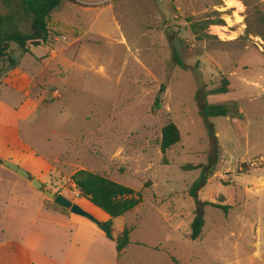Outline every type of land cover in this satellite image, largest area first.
<instances>
[{"label":"rangeland","instance_id":"374dc122","mask_svg":"<svg viewBox=\"0 0 264 264\" xmlns=\"http://www.w3.org/2000/svg\"><path fill=\"white\" fill-rule=\"evenodd\" d=\"M6 12L0 0V13ZM189 17L225 24L210 26L206 32L212 38L199 42ZM263 19L264 0H65L52 13L55 46L69 51L60 55L62 72L46 86L50 97L41 88L32 95L49 104L32 121L20 123L12 145L19 144L15 154L21 166L46 190L99 219L105 213L83 199L72 181L78 171L142 194V204L115 221L116 234L133 227L131 244L116 264H264ZM79 29L84 33L76 34ZM21 52L14 45L11 55L25 70L34 69ZM174 53L187 70L173 62ZM56 64L49 68L56 70ZM7 68L5 62L0 73ZM224 79L235 91L209 96L207 102L238 106L228 118L209 121L217 146L200 116L197 95L219 88ZM10 97L15 104L23 100ZM158 97L161 108L154 110ZM169 122L182 139L165 163L160 143ZM32 149L40 155L31 157ZM187 165L200 168L188 171ZM205 173V186L191 194ZM17 181L0 167V264H54L24 246V236L39 230L42 221H36L38 192ZM201 203L230 208L225 213ZM200 212L205 227L192 241L191 225ZM56 230L64 234L49 229L47 243L59 249L64 242L57 241ZM100 246L109 254L108 246Z\"/></svg>","mask_w":264,"mask_h":264},{"label":"trees","instance_id":"16d2710c","mask_svg":"<svg viewBox=\"0 0 264 264\" xmlns=\"http://www.w3.org/2000/svg\"><path fill=\"white\" fill-rule=\"evenodd\" d=\"M64 1L65 0H2L7 12L5 14L0 13V69L1 65L5 62L8 63V68L3 74L0 73V78L8 75L18 68L20 64L19 58H13L11 55V49L14 45L19 47L22 54L26 55L30 54L34 48L47 46L54 42V37H56L57 34L50 28L49 21L52 13L60 7ZM187 21L191 24V31L199 42H205L212 38V35L206 32L210 26H222L225 24L221 19L195 21L194 17H189ZM173 62L185 70L188 69L176 53H174ZM242 71H244V69H242ZM234 91L235 86L233 83L228 79H224L219 88L212 91L203 90L197 95V101L200 105V116L205 121L207 129L214 137V142L217 146L218 141L214 126L211 125L209 121L213 118H228L233 110H237L238 105L237 102L231 106L209 104L207 98L209 96L227 95ZM160 108L161 101L158 97L154 105V110ZM181 139L180 129L175 123L169 122L163 127L160 146L164 154L165 163L168 151L177 146L181 142ZM217 150H219V147ZM0 163H2L1 160ZM199 168L200 166L194 165H187L184 167V169L188 171ZM209 173L212 175L214 172ZM206 180L207 174L205 173V177L201 178L192 186L190 191L191 194L194 195L200 187H204ZM72 181L83 199L109 216V220L106 223L100 224L106 225L107 229L104 231L106 237L116 243L117 252L120 257L124 249L131 244V229L126 227L122 233L115 237L113 222L139 207L143 202L142 194L106 176L86 170H80L75 173L72 176ZM47 204H52L51 208L57 211L60 209L62 213L70 212V210L62 208L54 202L50 203L47 201ZM201 205L213 206L214 208L223 210L225 213H227L230 208L229 206H222L214 203H201ZM204 227V212H200V215L192 222L190 239L192 241L198 240L203 234Z\"/></svg>","mask_w":264,"mask_h":264},{"label":"crops","instance_id":"0c3cea01","mask_svg":"<svg viewBox=\"0 0 264 264\" xmlns=\"http://www.w3.org/2000/svg\"><path fill=\"white\" fill-rule=\"evenodd\" d=\"M78 33L82 34L84 31L79 29L76 34ZM79 39V37L75 36L73 40L78 41ZM58 41L59 39L56 38L50 45L42 46V48L47 49H44L45 51H41L38 54L34 53V50L37 49L34 48L30 54L24 55L21 53L19 55V57L24 60L28 58L27 56H30L31 59H29V62L30 65L35 67L34 69L29 68L25 70L20 63L18 68L0 78V160L2 161L0 167L13 181L18 180L17 182H21V185L26 191L30 188V190L38 192L37 195H34L38 209L36 221L39 223L42 221V224H40L39 230H31L23 238L24 246L31 249V251L37 255L38 260L42 261L41 258L43 257V259L49 258L54 264H105V262L116 264L127 252L130 245L124 249L122 255L119 257L116 243L106 237L105 232L99 225L73 213L68 215L53 208H48L45 197L41 191L34 189L30 181L16 179L18 175L4 166V163L12 162L22 168L25 167L21 166V162L15 154V150H20L19 144L13 146L12 138L20 130L21 122L32 121L35 115L39 113L41 106L46 103L47 105L49 104L46 101L39 103L36 99L32 98V95L38 88H41V90L43 89L46 95H48L47 87H49L52 82H55L53 75L58 71L60 73L62 72L64 64L60 55H67L66 53L69 51V46L66 48H56L55 45ZM13 49L14 46L11 50ZM46 58L50 59L47 60ZM52 61H56L57 63L55 67L56 70L49 68ZM47 68L49 70L48 74L46 73ZM13 94L18 95L23 98V100L19 104H15L11 101L12 97H10ZM49 97L48 95V98ZM32 151H34V153L31 157L36 158L37 155H40L38 151L33 149ZM62 155L63 152H61L58 157H62ZM29 173L35 176V174L31 172ZM22 182L26 183L23 184ZM93 216L100 223H106L109 220V216L107 215L102 219L97 218L95 215ZM116 220H114L113 225ZM126 227L133 229V227ZM53 228H59L64 232V234H60L57 230L54 232L57 236V241L64 242V245L59 249L49 247L47 243V237H49L47 234L49 229L51 230ZM119 234L114 232L115 237ZM99 244L108 246L109 254Z\"/></svg>","mask_w":264,"mask_h":264},{"label":"water","instance_id":"95a60500","mask_svg":"<svg viewBox=\"0 0 264 264\" xmlns=\"http://www.w3.org/2000/svg\"><path fill=\"white\" fill-rule=\"evenodd\" d=\"M4 166L13 171L14 173H16L18 176H20L21 178L30 181L31 185L41 191L43 193V195L45 197H47L49 200L53 201L56 205L68 209L70 210L71 213L84 217L88 220H90L91 222L99 225V227L105 231L107 229L105 224H100V222L88 211H86L85 209H83L80 205L73 203L70 199H68L67 197H65L62 194H55L51 191L46 190L44 184L39 181L37 178H34L26 169L18 166L15 163L12 162H6L4 163Z\"/></svg>","mask_w":264,"mask_h":264},{"label":"built area","instance_id":"2783aa9c","mask_svg":"<svg viewBox=\"0 0 264 264\" xmlns=\"http://www.w3.org/2000/svg\"><path fill=\"white\" fill-rule=\"evenodd\" d=\"M54 94L57 95L56 96L57 98H61V96H62L61 93H60V91H58V90H56V92ZM54 94H53V96H54Z\"/></svg>","mask_w":264,"mask_h":264}]
</instances>
